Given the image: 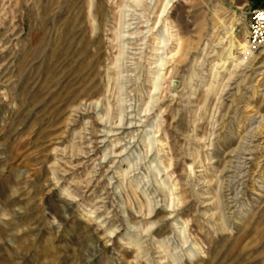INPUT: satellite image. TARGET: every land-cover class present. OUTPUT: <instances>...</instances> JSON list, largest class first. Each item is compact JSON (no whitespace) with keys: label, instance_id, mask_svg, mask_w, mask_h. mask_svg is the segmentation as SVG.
<instances>
[{"label":"rangeland","instance_id":"374dc122","mask_svg":"<svg viewBox=\"0 0 264 264\" xmlns=\"http://www.w3.org/2000/svg\"><path fill=\"white\" fill-rule=\"evenodd\" d=\"M256 8L0 0V264H264Z\"/></svg>","mask_w":264,"mask_h":264},{"label":"built area","instance_id":"2783aa9c","mask_svg":"<svg viewBox=\"0 0 264 264\" xmlns=\"http://www.w3.org/2000/svg\"><path fill=\"white\" fill-rule=\"evenodd\" d=\"M249 35L247 44L249 50L257 53L264 48V9L256 8L252 11L249 21Z\"/></svg>","mask_w":264,"mask_h":264},{"label":"bare ground","instance_id":"6f19581e","mask_svg":"<svg viewBox=\"0 0 264 264\" xmlns=\"http://www.w3.org/2000/svg\"><path fill=\"white\" fill-rule=\"evenodd\" d=\"M170 5V1H168L167 3H166V7H168ZM228 30V29H227ZM229 31V30H228ZM231 31V30H230ZM232 32V31H231ZM227 33H230V32H227ZM236 40V42H237V44H238V46H239V49H240V51H241V53H244V55L246 56V54H248L247 53V51L249 50V47H248V49H247V47L239 40V39H235ZM159 44H161V42H159ZM232 44H233V42H232ZM264 49V48H263ZM263 49H261V51L263 50ZM250 51V50H249ZM250 53L251 54H253V55H255V53H253L252 51H250ZM259 70V69H258ZM257 71V70H256Z\"/></svg>","mask_w":264,"mask_h":264}]
</instances>
